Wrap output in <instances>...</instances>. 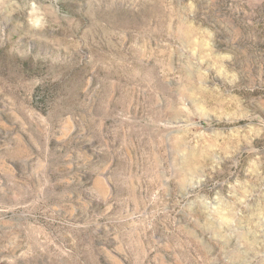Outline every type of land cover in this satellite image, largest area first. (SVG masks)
<instances>
[{"label":"rangeland","instance_id":"374dc122","mask_svg":"<svg viewBox=\"0 0 264 264\" xmlns=\"http://www.w3.org/2000/svg\"><path fill=\"white\" fill-rule=\"evenodd\" d=\"M0 264H264V0H0Z\"/></svg>","mask_w":264,"mask_h":264}]
</instances>
